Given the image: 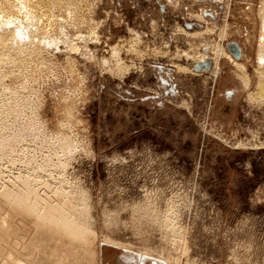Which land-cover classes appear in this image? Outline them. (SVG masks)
Masks as SVG:
<instances>
[{
	"label": "rangeland",
	"instance_id": "374dc122",
	"mask_svg": "<svg viewBox=\"0 0 264 264\" xmlns=\"http://www.w3.org/2000/svg\"><path fill=\"white\" fill-rule=\"evenodd\" d=\"M17 1L0 264H264V0Z\"/></svg>",
	"mask_w": 264,
	"mask_h": 264
},
{
	"label": "bare ground",
	"instance_id": "6f19581e",
	"mask_svg": "<svg viewBox=\"0 0 264 264\" xmlns=\"http://www.w3.org/2000/svg\"><path fill=\"white\" fill-rule=\"evenodd\" d=\"M17 8H21V9H24V8H26L27 7V0H18L17 1V4L15 5ZM0 17H1V12H0ZM16 20L15 19H8V20H4V25L6 26V27H9V28H12V26H13V23L15 22ZM16 23V22H15ZM14 23V24H15ZM16 27H14V29H15ZM16 33V30H13L12 31V38L15 40V41H17L18 39H17V35L15 34ZM20 34V33H19ZM221 35H222V33H221ZM224 54V53H223ZM84 195V194H83ZM84 198V197H83ZM80 199H81V197H80ZM84 202V201H83ZM84 204V203H83ZM87 211V210H86ZM55 264V263H54Z\"/></svg>",
	"mask_w": 264,
	"mask_h": 264
}]
</instances>
